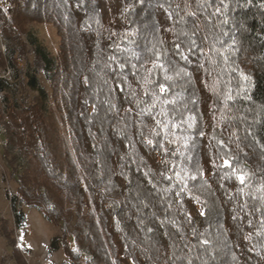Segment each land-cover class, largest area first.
Returning a JSON list of instances; mask_svg holds the SVG:
<instances>
[{"label":"trees","instance_id":"trees-1","mask_svg":"<svg viewBox=\"0 0 264 264\" xmlns=\"http://www.w3.org/2000/svg\"><path fill=\"white\" fill-rule=\"evenodd\" d=\"M1 1L13 228L35 209L64 264H264V0H224L219 15L210 0ZM158 53L182 75L168 73L174 103L153 110L144 93L164 82ZM0 236L14 244L4 220Z\"/></svg>","mask_w":264,"mask_h":264},{"label":"rangeland","instance_id":"rangeland-1","mask_svg":"<svg viewBox=\"0 0 264 264\" xmlns=\"http://www.w3.org/2000/svg\"><path fill=\"white\" fill-rule=\"evenodd\" d=\"M0 5L3 2L0 0ZM34 29L46 46L48 52L57 56L59 37L54 26L46 23L34 25ZM7 50L3 36L0 32V76L6 75L10 70H6L5 57ZM44 87H49L44 83ZM4 129L0 124V140L5 139ZM3 147H0V220H4L9 226L13 245L0 236V264H64L69 262L68 256L60 249L55 253L48 252V242L55 235L56 229L46 223L35 209L26 208V225L22 230H15L12 225V215L8 200L5 197L6 192L12 193L13 184L6 178L3 164L1 163ZM15 248L19 259L12 258V249Z\"/></svg>","mask_w":264,"mask_h":264},{"label":"snow or ice","instance_id":"snow-or-ice-1","mask_svg":"<svg viewBox=\"0 0 264 264\" xmlns=\"http://www.w3.org/2000/svg\"><path fill=\"white\" fill-rule=\"evenodd\" d=\"M209 7H215V14L219 15L221 14L222 10L227 9V4L224 2V0H210V3L208 4ZM131 43V41H129ZM196 47L195 41H192L191 45L189 46V51H191L193 48ZM173 56H179L183 60H187V56H185L181 51H180V45H176V51L173 53ZM137 59H140L139 56H137ZM176 60L174 58H168L166 55L161 58V55L158 53L155 58L152 60V64L154 67L158 68L161 73H163V81L164 82H159L155 81L154 82V87L151 88L148 91H145L146 96H151V103L149 107L153 110L156 109L157 103H161L163 106H167L170 103H174V101H171L170 99L167 98L166 94L171 91L176 85L172 82L173 81V76L169 75V72H174L176 76H181L182 73L176 70ZM133 68H135V65H132ZM120 68H124V64L120 65ZM135 75V73H133ZM183 75H186V73H183ZM141 115H147L151 117L152 119L156 120V124L158 126H164L168 127L170 124L172 127H179V125L172 123L171 120L167 118H161V119H156V115L158 112H153L149 111L148 108H142L140 110ZM168 114L165 113L164 116L166 117ZM182 117V114H181ZM180 123H183V120L181 119ZM191 127V125H189ZM157 136H159V133H156ZM170 142V141H169ZM149 144H152L153 141L151 139L148 140ZM162 147V145H161ZM175 151V149H173ZM225 166H229V161L225 160L224 161ZM196 173L200 172V169L197 168L195 169ZM181 173H184L185 179H191L195 181L197 179V176L195 174L189 176L187 174L186 169H181ZM237 179L241 184L245 183V175L244 174H239L237 176ZM186 187V185H185ZM259 191L264 192V187L259 189ZM261 200L264 201V196L261 197ZM261 224L264 225V219L261 220Z\"/></svg>","mask_w":264,"mask_h":264},{"label":"built area","instance_id":"built-area-1","mask_svg":"<svg viewBox=\"0 0 264 264\" xmlns=\"http://www.w3.org/2000/svg\"><path fill=\"white\" fill-rule=\"evenodd\" d=\"M2 77L7 78L8 80L11 79V78H10V73H9V72H7L6 75H2ZM1 130H2L3 133L5 132L4 129H1ZM5 144H6V140H5V139L0 140V147H3Z\"/></svg>","mask_w":264,"mask_h":264}]
</instances>
